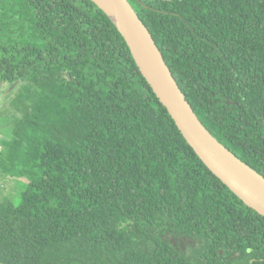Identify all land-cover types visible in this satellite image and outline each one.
<instances>
[{
    "label": "trees",
    "instance_id": "16d2710c",
    "mask_svg": "<svg viewBox=\"0 0 264 264\" xmlns=\"http://www.w3.org/2000/svg\"><path fill=\"white\" fill-rule=\"evenodd\" d=\"M203 125L264 177V0H128ZM0 264H264V216L197 156L91 0H0Z\"/></svg>",
    "mask_w": 264,
    "mask_h": 264
},
{
    "label": "water",
    "instance_id": "95a60500",
    "mask_svg": "<svg viewBox=\"0 0 264 264\" xmlns=\"http://www.w3.org/2000/svg\"><path fill=\"white\" fill-rule=\"evenodd\" d=\"M126 40L141 74L206 167L264 216V177L227 149L187 101L150 31L128 0H91Z\"/></svg>",
    "mask_w": 264,
    "mask_h": 264
},
{
    "label": "rangeland",
    "instance_id": "374dc122",
    "mask_svg": "<svg viewBox=\"0 0 264 264\" xmlns=\"http://www.w3.org/2000/svg\"><path fill=\"white\" fill-rule=\"evenodd\" d=\"M20 89V85H5L0 83V101H3L7 95L14 93ZM1 104V102H0ZM23 189L22 184L16 182L15 180L9 181L8 183L4 180H0V200L4 198H11L15 202L19 201L18 193H21Z\"/></svg>",
    "mask_w": 264,
    "mask_h": 264
}]
</instances>
